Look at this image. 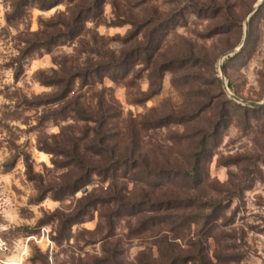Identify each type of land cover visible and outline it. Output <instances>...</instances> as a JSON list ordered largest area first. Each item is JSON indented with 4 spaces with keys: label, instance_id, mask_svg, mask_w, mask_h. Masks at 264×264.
Listing matches in <instances>:
<instances>
[{
    "label": "rangeland",
    "instance_id": "1",
    "mask_svg": "<svg viewBox=\"0 0 264 264\" xmlns=\"http://www.w3.org/2000/svg\"><path fill=\"white\" fill-rule=\"evenodd\" d=\"M112 1L79 37L25 55L27 41L54 30L46 25L67 4L42 9L31 1L9 20L16 0H0V264H264V108L237 103L222 83L244 100L264 101V0L249 18L243 52L222 60L242 43L259 0H119L118 13L140 27L116 25ZM145 43H158L156 63L177 61L158 90L142 60L117 81L76 77L92 62ZM222 92L241 105L224 103V119L213 116ZM194 112L193 121L140 127ZM214 121L219 134L202 155L200 184L152 189L120 169L56 197L81 174L74 160L107 167L111 151L187 170L198 132ZM147 191L195 197L193 221L141 230L143 217L111 199L137 201ZM85 194L101 201L84 207Z\"/></svg>",
    "mask_w": 264,
    "mask_h": 264
},
{
    "label": "trees",
    "instance_id": "2",
    "mask_svg": "<svg viewBox=\"0 0 264 264\" xmlns=\"http://www.w3.org/2000/svg\"><path fill=\"white\" fill-rule=\"evenodd\" d=\"M31 1H36L38 6L42 9H48L61 2H66L67 9L65 14L58 15V22H52L46 25V27L54 30L46 32L41 37L27 41L28 44L23 50V54L25 55H29V53L41 48L49 50L56 44L71 41L79 37L86 31V23L89 21L94 24L100 23L103 17V7L107 0H16V2L12 4V12L8 16V19L10 20L15 16L22 15V8L29 5ZM120 2L119 0L112 1L115 19L117 21L116 25L130 21L132 25L139 26L140 23L133 22L132 19L125 18L123 14L118 13L117 9L121 4ZM155 32L158 33L157 30H155ZM152 38L148 40L150 41ZM246 44L247 42L244 44L241 52L245 49ZM150 45L149 43H145L144 46L142 44L132 49H122L119 55L113 53L108 56L106 61L90 63L82 72H78L79 74H77L76 77L82 79L83 83L86 84H93L96 81L102 80L105 76L117 81L125 78L129 74L131 68L142 60L148 69V78L151 81V86H155L158 90L165 71L174 72L175 69H177L175 66L177 61L156 63L153 59L159 49L158 43L155 44L153 48ZM70 82V79L63 80V85L68 89ZM67 92H69V90H67ZM154 93H156V90ZM66 95L67 94L58 95L50 100H46V103L58 101L63 99ZM222 96L221 105H219V113L217 112L213 116L216 117L219 115L218 118L224 119L227 114L225 112L228 108V106H224V103L239 107H241V105H238L228 98L224 92H222ZM242 107L249 109L245 106ZM263 108L264 107L255 108L254 110H261ZM198 118L199 114L197 112L192 113V115L184 116L173 113L164 117L161 116L151 120H145L143 123H140V127L142 129H154L170 124H181L185 121H193ZM219 125L218 121H214L210 123L206 130L204 129L198 132L196 150L191 156L189 155L190 159L187 157L190 163V168L187 170L173 169L171 167H151L149 164H146L147 162H145V160L139 157L135 158L132 155L131 158L122 159L119 156H114L111 151V153L108 154L109 163L107 167L86 164L81 159L74 160V166L81 171V174L72 183L67 184L61 191L59 190V192L56 193V197H65L66 195L75 193L77 190L87 185L94 174L106 175L107 173H111V177H113L120 169H124L123 173H128L134 181L140 182L148 188L161 189L164 186L167 187L176 184L184 188H191L192 184H200L202 182L199 172L201 158L204 156L203 154H206V152L210 151L211 147L215 145V140L219 134ZM100 126L102 125L100 124ZM98 133H101V130H96V134ZM83 199L85 200L84 207H89L101 201L87 194L84 195ZM111 199L118 203V209L124 208L127 215L142 216L143 218L139 229H144L146 231L149 230L150 226L159 223H171L174 227L177 220H183L185 222L193 221L194 213L191 209H194L197 201L193 196H178L173 194L154 197L152 191H147L137 201L123 202V198L118 196H114V198ZM206 217L209 218L210 216ZM168 260L167 264H174L173 259L168 258Z\"/></svg>",
    "mask_w": 264,
    "mask_h": 264
},
{
    "label": "water",
    "instance_id": "3",
    "mask_svg": "<svg viewBox=\"0 0 264 264\" xmlns=\"http://www.w3.org/2000/svg\"><path fill=\"white\" fill-rule=\"evenodd\" d=\"M263 0H259L257 2V4L250 10L249 14H248V17L245 21V28H244V38H243V41L242 43L240 44L239 47L237 48H234V49H231L229 51H227L221 58L224 59V57H228V56H231L237 52H239L245 42H246V39H247V34H248V21H249V18L251 17V15L256 11L257 7L262 3ZM221 66V65H220ZM221 68V67H220ZM222 83H223V87L224 89L227 91L228 95L230 98H232L234 101H236L237 103L241 104V105H245V106H249V107H252V108H261V107H264V101L263 102H254V101H248V100H244L242 98H240L239 96L233 94L232 92L229 91L228 89V86H227V83L225 82L224 79H222Z\"/></svg>",
    "mask_w": 264,
    "mask_h": 264
}]
</instances>
